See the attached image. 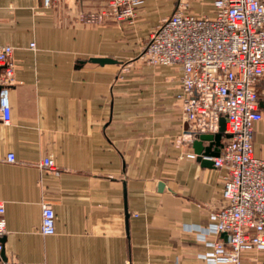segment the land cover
Returning <instances> with one entry per match:
<instances>
[{
  "label": "crops",
  "instance_id": "1",
  "mask_svg": "<svg viewBox=\"0 0 264 264\" xmlns=\"http://www.w3.org/2000/svg\"><path fill=\"white\" fill-rule=\"evenodd\" d=\"M155 1L143 0L133 22L119 25L87 19L101 6L94 0H0V42L13 48L15 70L9 123L0 122V160L15 157L0 161L1 259L207 264L212 244L226 241L210 216L219 174L183 141L190 127L177 101L180 69L138 61L171 10L160 13ZM259 94L264 103V85ZM260 110L252 147L264 159ZM47 155L57 176L40 168ZM43 202L55 213L49 236L39 233ZM263 260L262 252L243 256L246 264Z\"/></svg>",
  "mask_w": 264,
  "mask_h": 264
},
{
  "label": "built area",
  "instance_id": "2",
  "mask_svg": "<svg viewBox=\"0 0 264 264\" xmlns=\"http://www.w3.org/2000/svg\"><path fill=\"white\" fill-rule=\"evenodd\" d=\"M106 5L87 19L133 22L143 0H99ZM51 0H43L48 7ZM208 14L193 13L184 0L174 12L160 20L142 49L139 59L150 66L180 69L181 93L177 96L183 120L190 131L183 141L191 144L196 135L214 134L224 118L222 147L211 158L221 182L219 204L211 211L212 231L225 234L215 241L213 252L204 256L207 264H246L244 253H264V159L253 153L254 125L262 119L255 85L264 78V0H212ZM34 44H30L33 49ZM13 48L0 42V122L9 123V90L15 82ZM14 163V154L4 159ZM40 168L57 176L51 155ZM39 233L55 232L52 206L40 205ZM4 202L0 200V264L28 263L1 259L5 232ZM252 264H264L253 261Z\"/></svg>",
  "mask_w": 264,
  "mask_h": 264
},
{
  "label": "water",
  "instance_id": "3",
  "mask_svg": "<svg viewBox=\"0 0 264 264\" xmlns=\"http://www.w3.org/2000/svg\"><path fill=\"white\" fill-rule=\"evenodd\" d=\"M88 62L93 64H98L100 66L106 64H116L117 62L112 58H90ZM260 108H264V103H259ZM224 118L219 119V127L218 131L214 134L202 133L195 136V139L192 142V148L194 154L196 155V159L203 166H211L212 161L211 158L217 157L219 154V149L222 147V140L228 139V135H224ZM204 142L208 144L206 146L203 145ZM163 184L159 185V188L162 187ZM2 255V252H1Z\"/></svg>",
  "mask_w": 264,
  "mask_h": 264
},
{
  "label": "rangeland",
  "instance_id": "4",
  "mask_svg": "<svg viewBox=\"0 0 264 264\" xmlns=\"http://www.w3.org/2000/svg\"><path fill=\"white\" fill-rule=\"evenodd\" d=\"M94 1H98V2L101 3V6L98 8V11L95 12L97 14L101 9H103L105 7L106 4L104 2H102V1H99V0H94ZM178 1L179 0H156L155 4L159 5V7L161 9L160 13H164L168 9V7L170 6L171 10H170V13L168 15V17H169L174 12L175 7L178 5ZM184 1H185L186 4H188L189 9L193 13H196L197 15H199V14H208L211 11L210 3H211L212 0H184ZM95 13H93V14H95ZM90 15H92V14H89L88 16H90ZM163 18H166V17H163ZM163 18H160V20L163 19ZM160 20H159V22H160ZM158 23H157V25H158ZM125 24H128V23H125ZM119 25H121V24H119ZM146 41H145V43H146ZM145 43L141 47L140 54L142 52V49H143ZM138 59H139V57H138ZM138 61L140 63L146 64V62L144 60H142V59H139ZM146 65H148V64H146ZM262 85H264V78L262 80H260V82H258L255 85V91H256L258 96L260 95L259 94V89L261 88Z\"/></svg>",
  "mask_w": 264,
  "mask_h": 264
}]
</instances>
